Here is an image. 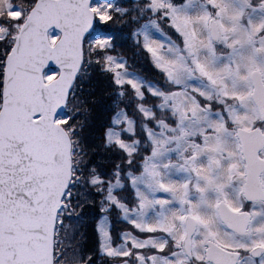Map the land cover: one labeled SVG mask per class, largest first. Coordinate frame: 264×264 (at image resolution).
<instances>
[{"label":"snow or ice","instance_id":"snow-or-ice-1","mask_svg":"<svg viewBox=\"0 0 264 264\" xmlns=\"http://www.w3.org/2000/svg\"><path fill=\"white\" fill-rule=\"evenodd\" d=\"M0 264H264V0H0Z\"/></svg>","mask_w":264,"mask_h":264}]
</instances>
